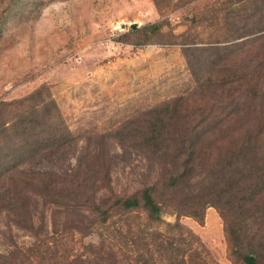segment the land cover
Masks as SVG:
<instances>
[{
	"label": "rangeland",
	"instance_id": "rangeland-1",
	"mask_svg": "<svg viewBox=\"0 0 264 264\" xmlns=\"http://www.w3.org/2000/svg\"><path fill=\"white\" fill-rule=\"evenodd\" d=\"M262 20L264 0H0V124L14 136L9 149L0 139V191L11 182L5 167L33 143L13 128L32 112L46 117L45 141L55 129L57 139L72 141L57 156L56 172L72 169L86 151L97 154L103 141L119 194L138 190L148 171L147 155L130 146L138 136L120 134L122 127L143 125L154 107L166 105L176 126H191L204 114L211 130L198 146L216 143L205 149L211 159L224 154L246 122L254 128L264 116ZM227 104L240 108V116L224 115L216 124ZM246 206L241 213L208 205L200 221L169 211L149 223L142 214H115L85 234H53L48 224L40 244L0 209V256L11 264L30 248L34 264H49L62 254L92 260L104 247L101 262L109 261L110 249L119 262H131L145 242L150 264H246L247 255L264 264V229Z\"/></svg>",
	"mask_w": 264,
	"mask_h": 264
},
{
	"label": "trees",
	"instance_id": "trees-1",
	"mask_svg": "<svg viewBox=\"0 0 264 264\" xmlns=\"http://www.w3.org/2000/svg\"><path fill=\"white\" fill-rule=\"evenodd\" d=\"M233 17L250 20L253 16L250 14L243 17L238 14ZM252 25L255 27L257 24ZM262 25L264 31V21ZM149 28L153 31L157 26L153 24ZM38 94L40 93L36 92L28 100L34 99ZM164 106L148 111V118L143 125L134 124L129 130L127 125L122 127L120 134L127 132L133 137L138 136L130 146L147 155L145 157L148 165L146 174L141 175L139 189L128 194H119L111 187L109 173L112 162L103 152V141H100L102 148L98 149L97 154L90 155L86 151L72 169L56 172L54 162L57 156L72 141L57 139V129L53 131L50 141H45L43 138L50 134V128L43 124V118L46 117H41L37 112L16 120L13 128L19 130L17 134L31 138L33 143L23 148L22 156L18 155L21 160L16 165L5 167L8 173L6 181L11 182H7L8 187L0 191V209L12 214L11 222L31 235L37 244L42 242L41 233L44 230L47 233L48 224L52 228L51 232L59 235L66 230L89 233L115 214H142L146 223H149L160 221L163 214L169 211L176 216H190L200 221L204 208L213 204L217 206L218 203L229 208L236 207L235 210L241 213L249 205V214L260 219L259 228L264 229V116L262 122L254 128L247 127L250 124L246 122L247 126L240 129L237 140L226 146L227 151L211 159L208 154L205 155V149L209 153L216 143L208 144L203 149L198 146L202 136L211 130L203 121L206 119L204 114H200L199 121L191 126H186V123L176 126L171 120L173 113ZM239 109L234 104H227L215 116L216 124H222L224 115L229 119L239 115ZM46 114H49V110ZM222 128L216 125L213 127L217 132H221ZM0 139L3 142L6 140L8 149L14 139L1 124ZM8 149L5 146L4 152ZM12 155L17 156L13 153ZM45 161L51 167L40 168L38 165ZM23 166L24 169L21 168ZM17 177L21 184L15 182ZM10 189L17 195L13 196L14 192ZM38 228H42L41 232ZM156 247L163 248L162 243ZM103 249L104 247H100L92 260H82L79 259L80 256L69 260L67 254H62L58 257L59 261L49 264L152 262V253L148 251L145 242L131 262H119L116 252L111 249L107 252L109 261L101 262L102 255L106 254L101 253ZM30 253V248L25 253H15L11 264H34L37 254L33 256L35 260H31ZM160 255L167 256L161 252ZM172 257V254L167 256L169 259ZM42 259L41 255L40 260ZM244 260L246 264H255V258L251 255H247ZM8 261V257L0 258V264H10Z\"/></svg>",
	"mask_w": 264,
	"mask_h": 264
}]
</instances>
